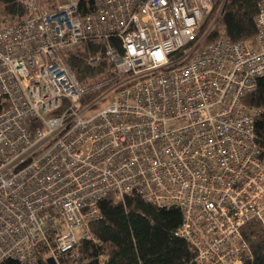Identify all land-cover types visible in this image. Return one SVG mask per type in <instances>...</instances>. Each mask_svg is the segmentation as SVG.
<instances>
[{
    "label": "built area",
    "instance_id": "obj_1",
    "mask_svg": "<svg viewBox=\"0 0 264 264\" xmlns=\"http://www.w3.org/2000/svg\"><path fill=\"white\" fill-rule=\"evenodd\" d=\"M226 1L23 0L0 30V264L79 257L110 195L179 208L196 264L252 260L264 147L244 99L264 78V0L256 47L203 45ZM89 44L87 64L111 69L82 84L68 57Z\"/></svg>",
    "mask_w": 264,
    "mask_h": 264
},
{
    "label": "trees",
    "instance_id": "obj_2",
    "mask_svg": "<svg viewBox=\"0 0 264 264\" xmlns=\"http://www.w3.org/2000/svg\"><path fill=\"white\" fill-rule=\"evenodd\" d=\"M80 10L89 13L96 0H79ZM263 0H227L218 22L206 36L203 45L228 37L234 43L257 46L255 18ZM216 2L213 14L217 12ZM28 16V6L23 0H0V30L22 24ZM92 44L83 45L68 57V63L82 84L97 81L100 73L110 72L111 66L102 62L100 68L87 64L89 52L95 53ZM244 103L262 111L254 124L258 143L264 147V78L258 81L255 92ZM7 106L0 103V114ZM101 218L90 224V231L100 241L79 243V257L62 255L60 264H196V253L182 238L176 235L182 222L179 208H161L141 197L122 200L110 195L100 205ZM253 258L248 264H264V227L259 221H251L242 230ZM43 251L37 264H50ZM2 264H19L6 260Z\"/></svg>",
    "mask_w": 264,
    "mask_h": 264
},
{
    "label": "water",
    "instance_id": "obj_3",
    "mask_svg": "<svg viewBox=\"0 0 264 264\" xmlns=\"http://www.w3.org/2000/svg\"><path fill=\"white\" fill-rule=\"evenodd\" d=\"M174 208H175V206H172L169 209L171 210V209H174ZM49 263L50 264H56L55 261L52 258L49 259Z\"/></svg>",
    "mask_w": 264,
    "mask_h": 264
}]
</instances>
